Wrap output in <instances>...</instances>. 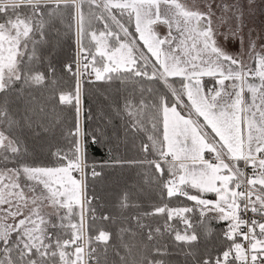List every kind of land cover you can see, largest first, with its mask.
Instances as JSON below:
<instances>
[{
  "label": "snow or ice",
  "instance_id": "1",
  "mask_svg": "<svg viewBox=\"0 0 264 264\" xmlns=\"http://www.w3.org/2000/svg\"><path fill=\"white\" fill-rule=\"evenodd\" d=\"M245 7L264 12V0L246 5L204 0L191 7L182 0H0V94L5 98L56 83L57 20L69 17L68 28L76 37L75 59L64 65L75 84L71 91L53 94L59 104L72 106L75 124L67 133L70 147L52 153L54 165L26 162L29 149L20 121L8 100L0 101V264H86L85 256L102 264L110 233L101 230L95 236L104 242L103 253L95 248L86 253L90 240L85 239L84 211L92 200L85 176L102 175L89 164V149L104 144L105 137L101 129L81 127L82 96L84 85L104 82L111 88L115 81L122 103L114 110L124 121L125 139L143 132L147 142L138 145L142 155L127 159L113 155L118 140L107 147L109 160L98 166L138 167L143 182L159 192L161 203L137 215L138 224L142 217L163 219L161 226H147L146 239L171 233L192 264H264V36L250 32L248 50L239 56L224 46L235 38L243 45L239 33ZM215 8L222 9V16L231 13L235 27L214 28ZM160 27L167 31L161 33ZM50 30L55 39L49 38ZM45 45L52 50L42 56ZM204 77L212 80L206 84ZM249 77H258L259 83ZM145 79L162 82L166 91L145 87ZM29 113L25 109L23 120L34 136L52 133L54 125ZM119 206L139 207L128 193ZM92 213L95 220L94 208ZM213 220L226 222L223 237L229 242L217 255L197 250L201 237L211 235ZM125 249L121 264H166L161 257L167 247L159 243L152 258L133 253L128 245Z\"/></svg>",
  "mask_w": 264,
  "mask_h": 264
},
{
  "label": "trees",
  "instance_id": "2",
  "mask_svg": "<svg viewBox=\"0 0 264 264\" xmlns=\"http://www.w3.org/2000/svg\"><path fill=\"white\" fill-rule=\"evenodd\" d=\"M237 2V0H232ZM243 5L247 0H238ZM87 8V5H85ZM3 17H0L2 21ZM72 23L69 17L63 20H57L55 28L59 30L60 36L58 44L54 49L52 62L56 68L55 84H49L47 87H33L30 89L20 90L19 94L10 93L8 97L0 94V101L7 99L12 112L17 120L20 121L22 128L21 136L29 149V155L25 158L27 163L36 165L52 166L56 163V158L52 155L57 148L67 150L70 147L71 137L67 135L68 131L75 124V113L71 105L59 104L53 98L54 93L59 91H71L75 78L72 74L64 69L66 63H72L75 59L76 43L75 33L68 28ZM97 29L102 25H95ZM129 31H132L129 28ZM50 39L56 38V33L50 30ZM52 50L49 45L40 48V55L46 56ZM40 70H45V64L41 63ZM75 69V65H73ZM179 78H169L170 82ZM145 87H152L160 91H166L162 82L142 81ZM119 86V81L113 82L111 88L104 82H96L95 86L84 85L87 89L82 96L83 110V129L85 131L101 129L104 133L105 143L91 146L89 149V164L97 165V171H102L100 177H91L87 175L86 186L87 194L92 197L91 206H86L88 216L93 215L92 209H95L93 220L89 217L87 232L90 238L91 249L95 248L97 253L104 252V242L96 241L95 236L103 230L110 233V239L107 242L106 254L101 255L102 264H121V257L125 255V245L131 248L132 252L137 255H148L152 258L155 255L154 246L159 243L167 247L168 254L161 257L166 264H192V260L185 256L184 245L174 241L171 233H166L158 240L148 241L146 233L147 226H161L163 219L160 217H142L140 224L137 223L138 213L151 211L153 204L161 203L160 194L153 185L150 189L143 182L142 170L138 167L111 168L104 167L101 169L98 165L109 160L107 151L108 146H114L116 142L121 141L119 148L114 150L113 155H120L122 158L133 159L142 155L139 152L138 145L141 142H147V134L139 133L135 139L129 134L125 139L124 121L118 116L114 108L122 103L121 96L115 91ZM18 90L20 85L15 86ZM147 96V94H146ZM139 93H137V99ZM25 109H29L33 118L39 117L46 125H54L50 134L42 133L39 137L33 135L32 131L25 126L23 117ZM43 109V112L40 110ZM91 118L89 119V112ZM151 130V125H148ZM39 130V129H37ZM79 176L78 173H75ZM124 193H128L130 200L139 205L138 208H120V200ZM214 195L208 194L207 198L214 199ZM182 202L191 206L193 202L183 198ZM171 205L177 203L176 198L170 202ZM108 216V220L101 217ZM172 223L177 228H183V225L173 220ZM143 224L144 227L140 225ZM211 235L205 239L203 236L197 242L198 251L203 252L208 249L209 254L217 255L222 252L229 243L224 237L223 232L226 228V222L210 223ZM90 250V249H89Z\"/></svg>",
  "mask_w": 264,
  "mask_h": 264
},
{
  "label": "rangeland",
  "instance_id": "3",
  "mask_svg": "<svg viewBox=\"0 0 264 264\" xmlns=\"http://www.w3.org/2000/svg\"><path fill=\"white\" fill-rule=\"evenodd\" d=\"M182 2L185 3L186 5H188L189 7H191L194 4L202 5L204 3V0H182ZM258 2H259V0H258ZM215 3L217 5H221V4L231 5V4L236 3V2H232V0H215ZM246 4H247V2L244 3L243 5H246ZM214 11L216 13L215 17L213 18L214 28H216L220 32H224L230 26L235 27L236 21L232 20L231 13L225 12V13H223V16H222V9L215 8ZM244 11H245V15L243 17V27L239 33V36L243 37V41H244L243 44L246 47V49L248 50V41L251 38L249 36L250 32L256 33V37L264 36V12H261L260 9L258 8V9L254 10L253 12L250 13L248 11L247 7L244 8ZM238 40H239V43L241 44L239 38L230 39V42L235 41L237 44ZM256 43H257V45H259L261 43V41L259 39H256ZM81 127L83 128V110L81 113ZM12 166L13 165H11V164L8 165V167H12ZM86 172H87V170H86ZM73 175L77 176V178H79V176L76 175L75 173H73ZM86 177H87V175L85 176V182H86ZM211 195H214V194H211ZM214 199H215V197H214ZM86 208L87 207H85V211H84L85 239L90 240L89 234L87 232V229H88V223L87 222H88L89 217L91 218L92 215L88 216ZM48 211H51V209H48ZM74 219H75V217H74ZM86 249H87V251H85L86 253L89 251V249H91L90 243H88L86 245ZM85 261H86V264H95V261L92 259H89L87 256H85Z\"/></svg>",
  "mask_w": 264,
  "mask_h": 264
},
{
  "label": "crops",
  "instance_id": "4",
  "mask_svg": "<svg viewBox=\"0 0 264 264\" xmlns=\"http://www.w3.org/2000/svg\"><path fill=\"white\" fill-rule=\"evenodd\" d=\"M159 31H160L161 33H163V32H166L167 29L164 28V27H160V28H159ZM174 34H175V33H174ZM224 46H225V48H226L227 51H229L231 54L236 55V56H239L242 52H247L246 47L244 46V44L241 45V44L239 43V40L237 41V44H236L235 41H234V42H230V40H229V41H227V42H224ZM244 61H245L246 64H250V65L255 66V65L253 64V61L250 60L247 56H244ZM249 79H250V81H251L252 83H257V84L259 83V78H258V77H249ZM203 80H204V82L207 84V83H209V82L212 80V78H210V77H204ZM231 83H232V81H225V85H229V84H231ZM244 95H245V99H246V100H247V99L249 98V96H250V94H249L247 91H245ZM201 119H202V118H201ZM205 155H206V158H208V154L206 153Z\"/></svg>",
  "mask_w": 264,
  "mask_h": 264
},
{
  "label": "built area",
  "instance_id": "5",
  "mask_svg": "<svg viewBox=\"0 0 264 264\" xmlns=\"http://www.w3.org/2000/svg\"><path fill=\"white\" fill-rule=\"evenodd\" d=\"M246 172H250V169H246ZM249 215H251V213H249ZM85 251H87L86 247H85Z\"/></svg>",
  "mask_w": 264,
  "mask_h": 264
}]
</instances>
